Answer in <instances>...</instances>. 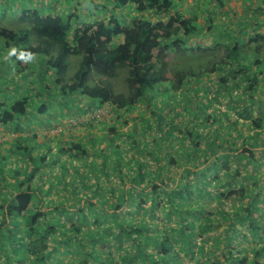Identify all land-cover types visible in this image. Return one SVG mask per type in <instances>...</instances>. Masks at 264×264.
Returning <instances> with one entry per match:
<instances>
[{
  "label": "trees",
  "instance_id": "1",
  "mask_svg": "<svg viewBox=\"0 0 264 264\" xmlns=\"http://www.w3.org/2000/svg\"><path fill=\"white\" fill-rule=\"evenodd\" d=\"M60 1L0 0V86L13 92L0 95V134L15 133L0 141V186L8 192H0V252L6 264H50L52 231L85 234L67 221L44 231L38 223L47 222L53 210L85 216L100 206L96 195L81 194L75 184L81 180L89 190L100 184L88 180L85 163L73 162L88 152L74 139L77 133L65 126L50 132L61 124L55 112L65 117L76 106L84 112L102 110L97 118L102 123L112 113L128 116L138 148L143 136L158 145V154L148 152L155 172L145 171L141 158L131 156L135 166L128 169L116 156L114 168L128 182L113 210L132 204L154 216V209L162 207L177 217L169 231L146 221L120 220L114 221L117 232H110V224L109 231H87L89 255L101 264H204L205 259L209 264H264V208L255 205L259 195L264 197L259 185L264 181V0H241L247 10L238 0ZM12 49L15 54L9 56ZM21 54L32 59H19ZM207 57L212 62L206 67ZM50 98L57 105L47 112ZM142 106L146 114L140 113ZM33 115L36 121L30 120ZM115 128L105 134L110 146ZM56 137L54 155L47 156L42 149L50 150ZM103 152L101 171L108 175ZM52 163L60 165L61 175L48 169ZM69 166L73 181L64 176ZM221 169L227 180L219 177ZM241 177V185L233 188ZM50 179L63 186L61 192L73 186L75 199L61 194L58 205L48 200L29 209L34 196L44 201ZM142 191L149 198L141 197ZM220 228L223 240L204 252L205 233ZM240 238L254 244L251 259L243 254L247 248L240 247ZM83 264L92 263L85 259Z\"/></svg>",
  "mask_w": 264,
  "mask_h": 264
},
{
  "label": "rangeland",
  "instance_id": "2",
  "mask_svg": "<svg viewBox=\"0 0 264 264\" xmlns=\"http://www.w3.org/2000/svg\"><path fill=\"white\" fill-rule=\"evenodd\" d=\"M40 1L42 2L45 0H40ZM190 1L192 3L193 2L195 3L202 0H190ZM60 2H62V0ZM238 4L239 7L242 8V10H247L246 4L243 3L241 0H238ZM64 7L65 6L62 5L61 7H59V9L63 10ZM182 7L183 4L180 5V8ZM204 14H205L204 12L199 13V15L201 16ZM4 22L7 23L8 18H5ZM168 58L172 59V56H169ZM204 60L206 67L207 65H210L212 62V60L209 57L205 58ZM3 93L11 94L13 92L9 87L4 86V84H2L0 86V95H2ZM46 103L48 105L47 112L51 111V109L56 107L57 105L55 99H51V98L48 101H46ZM76 105L81 106L82 102H78L76 103ZM76 108L77 106L75 107V109H73L75 111L67 110V112L65 113V117L62 116V112L61 113L55 112L56 119H58V123L60 124L61 122V124L57 127H53L50 130V132L56 133L60 130V128L65 126L72 128L75 131V133H77L78 136H76L74 139L81 141L88 152L80 159H74L73 162L85 163L84 169H86L88 173L87 174L88 180L94 178L100 181V184L98 185L97 188L93 186L92 190L83 188L81 180L80 181L77 180V182L75 181V184H77L79 188L78 191H81V194L96 195L95 200L100 202L101 207L97 206L96 208H92L91 210H88L85 216L81 215L80 212L79 213L76 212L72 214H63L53 210L49 213V218L47 222L41 221L38 223L37 228L40 231H44L45 228L50 226L52 223L53 225H56V224H60L62 221H67L66 225H70L74 223L80 228L81 233L85 234V236L83 237L81 235H78V237H74L73 235L68 237L59 228L52 231L48 237V248L49 250L52 251L51 257L53 259L51 260L50 264H83L85 259L91 262L92 264H101L98 259L88 254L89 248L92 245V239L88 236L87 231H97V230L99 232L109 231L106 226L110 224L112 225V227L110 228V232L112 230H114L113 232H117L118 226L114 225L115 220L126 221L129 223L130 222L141 223L146 221L149 224H152L153 226H155V224L159 226L160 227L159 231H163V229L165 231L166 230L169 231L170 229L169 226L172 227V225H174L177 222L175 221L177 219L176 215L172 213L171 214L168 213L167 210L162 209V207L161 208L159 207V209H154V216L150 215L151 213H149V210H145V209L137 210L136 207L133 206L132 204H125L121 209L116 208L113 210L111 205L118 202L117 201L118 193H121V190L123 189V187H125V184L128 182L126 180L127 177L125 176L124 179H121L119 177V174H117L118 173L117 169L114 168L115 165L112 162L115 161L116 156L120 155L123 158V160H125L128 169L129 168L134 169L135 166L134 164H131V161H129L131 159V156H134V158H141L145 162V167H146L145 171L148 172V170L149 171L153 170L155 172L157 164L149 156L148 152L150 150L151 151L154 150L155 151L154 154L156 153L158 154L159 151L158 145L156 143H151L148 137L143 136L142 138L143 140L141 139L142 145L138 148L134 143V139H138V138L136 137L135 134H132L130 132L132 129V122L128 116L125 115L118 116L116 113H112L111 115L109 114V116H107L102 123L97 121V118L98 116L101 115L102 110L95 109L94 111L84 112L82 109L79 108L76 110ZM140 113L146 114V110L143 106L140 109ZM47 117L48 115L42 116V119L43 118L47 119ZM36 119L37 116L33 115L32 117H30L31 121H36ZM184 119L188 120L187 117ZM82 123L86 124V126L83 127L81 125ZM114 126L116 127L115 128L116 130L114 132H117V135L114 140L113 146H110L108 144V139L105 136V134L107 131L110 132L109 130L110 127H114ZM36 131L39 130L37 129L35 130V132ZM11 132L12 130L8 132L9 134L6 131L1 132L2 135L0 134V141L2 139L8 138L9 136L15 135V133L12 132L11 134ZM43 133H46L45 129H43ZM58 143H59V138L56 137L55 140L51 142L50 150L45 148H43L42 150L43 151L47 150V156L54 155L55 146ZM102 149H104L103 154L105 155V162L107 165L106 171H108V175L103 174L101 171V162L103 161V157L101 153ZM172 150H173L172 155H176L177 154L176 146ZM62 158L65 160V156H62ZM229 163L231 165L234 164L235 159L231 158V160H229ZM59 167H60L59 164L52 163L49 165L48 169L54 170L55 172L54 176H59L61 175V171L59 170ZM69 167L70 168H68V171H65L64 176L69 181H73V175H72L73 167L72 166ZM108 167L110 169H108ZM160 171L163 173V175L167 174L168 172L167 168H165L164 166L160 168ZM261 172H264V166L262 167ZM261 172L257 173V176H261L262 175ZM83 173H85V171ZM218 175L223 180H227L229 178L228 174H226L223 169H221L218 172ZM149 178L150 180H152L151 174L147 175L148 181ZM9 180L12 181V179ZM242 181H243V177L235 180L234 181L235 184L234 186L232 185V187L238 188L241 185ZM2 184L4 185L5 182ZM50 185L52 186L50 187ZM259 185L260 187H262V191H264V181H261ZM47 186L50 187L49 191L47 190ZM2 187L0 186L1 189L0 192H3L8 195V192H6L5 188ZM45 187L47 190L46 194L43 195V200L45 202L44 201L40 202L38 196H34L29 204V209H35L41 205H47L48 200L51 206L58 205L60 202L63 201L61 199V194L64 196L65 195L70 196L71 199H75L76 193L75 192L71 193V191H74L73 186L71 185H67V189L61 192L63 186H58L56 182L54 183L53 179H50L46 181ZM147 195L150 196L149 193ZM140 196L143 198L144 197L149 198V196L147 197L143 191L140 194ZM78 197H80V195ZM71 199H69V204L72 203ZM179 201L181 202V205L186 203V201L183 199ZM241 201L246 202L247 200L246 199L240 201L235 200L233 202L234 206L236 207L238 204H240ZM255 205L264 208L263 195L258 196V198L255 201ZM77 209H78L77 206H74L72 208L73 211H77ZM114 211L116 212V216H113L111 214ZM20 225L23 226L24 222H21ZM156 233L159 232L158 231L153 232L154 235ZM23 234H25V231L23 232ZM205 234H206L205 237L208 239V244L205 245L204 252L213 251L214 248L212 247V243L221 242L223 240L222 228L207 231ZM79 237L80 240H77V238ZM241 239L242 238L238 239V244L240 245V247L245 246L247 248L246 251L243 252V254L247 256L249 259H251L253 253L250 250L251 248L250 246L254 244L251 243L249 244V242L247 243L246 241ZM66 241L69 242V245H66L67 243ZM128 242L130 241L127 239L124 240V243L126 245L129 244ZM130 246H133V244L131 243V245H129L127 248L131 249ZM143 250L144 249L141 248V251ZM132 252H130V255ZM17 253H20V251H18ZM17 253L15 254L13 253L14 257H17ZM141 254L144 255V253ZM117 259H118V255H117ZM196 259L197 258H195L193 262L191 261V263H195L194 261ZM216 260L217 262L219 260L221 263H223L221 261V258ZM203 261L204 264L210 263L209 259H205ZM146 263L147 261L144 262L133 261V263L131 264H146ZM196 263H198V261H196ZM0 264H6L5 258L3 257L1 252H0ZM102 264H107V263L103 262Z\"/></svg>",
  "mask_w": 264,
  "mask_h": 264
},
{
  "label": "clouds",
  "instance_id": "3",
  "mask_svg": "<svg viewBox=\"0 0 264 264\" xmlns=\"http://www.w3.org/2000/svg\"><path fill=\"white\" fill-rule=\"evenodd\" d=\"M15 49H12L9 53H8V55L9 56H11V55H13V54H15ZM19 59H27V60H31L32 59V56H31V54H28L27 56L25 55V54H21V56L19 57Z\"/></svg>",
  "mask_w": 264,
  "mask_h": 264
}]
</instances>
